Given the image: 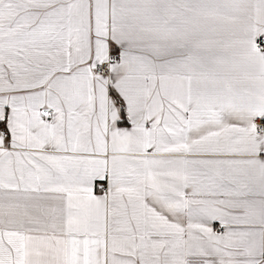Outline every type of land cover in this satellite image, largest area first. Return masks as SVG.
I'll return each instance as SVG.
<instances>
[{"label":"snow or ice","instance_id":"1","mask_svg":"<svg viewBox=\"0 0 264 264\" xmlns=\"http://www.w3.org/2000/svg\"><path fill=\"white\" fill-rule=\"evenodd\" d=\"M0 264H264V0H0Z\"/></svg>","mask_w":264,"mask_h":264}]
</instances>
